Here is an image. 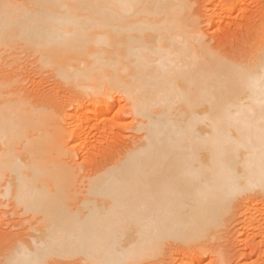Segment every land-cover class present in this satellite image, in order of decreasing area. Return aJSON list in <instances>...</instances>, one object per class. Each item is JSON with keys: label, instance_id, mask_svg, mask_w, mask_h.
<instances>
[{"label": "bare ground", "instance_id": "6f19581e", "mask_svg": "<svg viewBox=\"0 0 264 264\" xmlns=\"http://www.w3.org/2000/svg\"><path fill=\"white\" fill-rule=\"evenodd\" d=\"M184 2L0 0V63L7 50L33 51L88 103L104 104L92 117L67 115V130L66 101L30 102L0 76V198L35 221L34 244L19 241L1 264L56 255L140 264L169 240L212 238L228 198L263 196L264 38L253 57L227 60L186 24ZM242 3H213L209 12L220 23ZM115 92L139 135L79 178L64 160L68 142L83 155L94 132L112 133V105L93 96ZM260 208L254 221L264 225Z\"/></svg>", "mask_w": 264, "mask_h": 264}, {"label": "rangeland", "instance_id": "374dc122", "mask_svg": "<svg viewBox=\"0 0 264 264\" xmlns=\"http://www.w3.org/2000/svg\"><path fill=\"white\" fill-rule=\"evenodd\" d=\"M219 2L231 3L233 0H185L186 9L183 15L187 13L186 24L194 25L193 28L199 30L196 32L204 37V42L209 48L227 60L238 62L243 58L241 61L243 62L253 57L251 54L255 50L253 48H256V43L261 42V37L262 40L264 38L261 36L264 34V0H246V4L243 0L242 8L233 10L230 18L226 16L218 23L213 21L209 11L213 3ZM33 54V51H24L18 47L16 50H7L2 56L4 59L0 63V76L5 80L11 79V83L8 84L10 89L18 91L30 102H47L55 108L57 103L66 101V107H69L63 113L66 122L62 125L67 130L70 129L67 115L82 112L92 117L102 109L103 103H88L90 96H85L74 87L68 86L52 69L45 68L39 56ZM93 98L96 101L105 100L112 105L111 112L105 115V118L108 124L115 121L117 123L112 133L111 131L104 133L102 137L100 134L97 135L98 132H94L89 141L81 146V149H86L83 155L77 153L78 149L70 139L68 146L71 152L69 151V156L64 160L72 168L77 169L79 178L87 177L88 174L91 176L102 168L105 160L108 161L107 159L127 151L139 135L133 130L137 123L130 113L129 102H126L125 98L124 101L122 95L115 92L110 98L98 96ZM98 117L100 120L101 114H98ZM259 196L257 192L245 191L236 197L228 198L226 205L223 204L219 228H216L214 236L212 235L214 240L207 237L204 238L205 241L200 240L202 243L199 244L198 241V244L191 245L184 240L172 239L164 243V248L162 247L158 256L140 264H264V225L259 220L262 217L257 218L255 222L253 214V211L261 206L260 211L264 212V194ZM254 200L260 201L259 205L255 204ZM29 219V215H22L20 209H15L12 203L6 204V199L0 198V264L4 257L13 253L19 241L20 244L21 240L27 245L29 241L30 245L34 244L32 234L35 235V230L31 226L35 221L29 223ZM43 264L86 263L80 258L56 255Z\"/></svg>", "mask_w": 264, "mask_h": 264}]
</instances>
